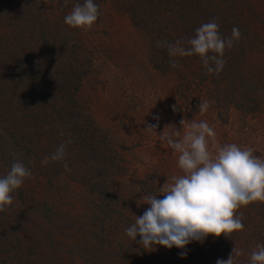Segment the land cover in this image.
<instances>
[{"label":"rangeland","instance_id":"1","mask_svg":"<svg viewBox=\"0 0 264 264\" xmlns=\"http://www.w3.org/2000/svg\"><path fill=\"white\" fill-rule=\"evenodd\" d=\"M77 3L84 0H0V177L17 159L32 172L0 211V264H216L235 247L234 264H250L264 245V202L236 210L244 227L230 238L210 234L183 249H146L126 229L150 207L144 196L162 199L160 188L183 174L162 134L181 139L191 122L206 121L216 145L264 160V0H94L100 15L89 31L65 23ZM213 18L223 38L233 26L241 32L219 75L198 55L157 47H190ZM42 32L59 69L40 80L26 42ZM68 55L78 58L69 69L58 59ZM67 71L78 88L62 85ZM201 101L210 105L204 113ZM69 138L63 162L41 163ZM208 147L215 156L211 140Z\"/></svg>","mask_w":264,"mask_h":264},{"label":"clouds","instance_id":"2","mask_svg":"<svg viewBox=\"0 0 264 264\" xmlns=\"http://www.w3.org/2000/svg\"><path fill=\"white\" fill-rule=\"evenodd\" d=\"M99 15V6L94 0H84L83 4L77 3L64 20L72 28L89 31ZM218 29L213 18L198 27L195 36L187 40L190 47H182V40L175 44L157 41V47H166L170 57L198 55L208 73L219 75L226 63L225 48H231L234 41L241 38V32L233 26L231 36L223 38ZM169 64L177 67L175 60L170 59ZM209 106L207 101H201L198 108L204 113ZM173 109L177 110L175 105ZM154 118L159 120V117ZM180 123L183 126L184 120ZM157 127L158 124H149L146 130ZM173 136L179 137L180 133L162 134L161 141L166 142L174 154H180L178 167L183 174L173 175L171 183L167 180L160 188L162 199L155 195L143 197L150 207L126 229L127 236L135 241L139 235V243L146 249L154 245L183 249L193 240L203 242L210 234L230 238L233 232L244 227L242 214L236 216V210L253 202H264V160L255 157L251 148L242 149L234 143L216 145V133L206 121L191 122L181 139H173ZM209 140L216 150L215 156L209 151ZM72 142L71 138L62 141L41 163L63 162L66 147ZM64 168L71 171L67 163ZM31 175V170L21 160H14L7 175L0 177V211L7 210L13 202L11 193ZM257 249L250 255V264H264V245H257ZM239 255L241 252L235 247L227 260L218 259L216 264H234V257Z\"/></svg>","mask_w":264,"mask_h":264},{"label":"trees","instance_id":"3","mask_svg":"<svg viewBox=\"0 0 264 264\" xmlns=\"http://www.w3.org/2000/svg\"><path fill=\"white\" fill-rule=\"evenodd\" d=\"M201 13H202V11H201ZM22 21H23V19H21V22ZM45 33L46 32H42V34H41L42 36H39V37L37 35H34V38L33 37L29 38V40L26 42V43H28L30 41V43L28 44L27 47L30 48V56H31L30 62L31 63L29 65V67L33 71L31 77L32 76L35 77L34 72H36V77H38L40 80L45 79L46 76L48 78V73L50 71L54 72V71L59 69L58 67L52 69V67H53L52 63L54 60H56V56H55L56 54H54V51L51 47H49L48 45H44V43L47 41V38H44L43 40H41ZM44 49H47V50H44ZM241 50H242V48H241ZM54 57H55V59H54ZM58 59H60L61 63L66 65L69 69V66L72 67L75 65L78 58H75L74 56L68 55L64 59H61V58H58ZM59 66L62 68L61 65H59ZM77 68L78 67L76 66L71 71L75 72V74H76L75 69H77ZM41 72H44L46 75L42 74ZM72 72L67 71V73L65 75L67 81L62 84L63 86H66L67 88L69 86L70 87H76L79 83V82H74V84L72 85L73 82H71V81H72V77L74 74ZM77 81H79V80H77ZM47 82H49V80H47ZM45 88H48V87L46 86ZM76 88H78V87H76ZM66 89L61 90L62 96L66 93ZM52 138L54 139V136H52ZM53 141H54V144H53V146H54L55 142H57V141L56 140H53ZM2 253H3V251H0V255H2Z\"/></svg>","mask_w":264,"mask_h":264}]
</instances>
